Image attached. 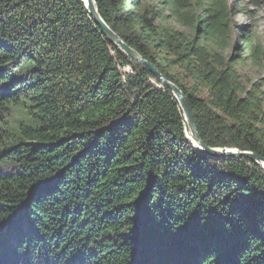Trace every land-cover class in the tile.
<instances>
[{
    "label": "trees",
    "instance_id": "16d2710c",
    "mask_svg": "<svg viewBox=\"0 0 264 264\" xmlns=\"http://www.w3.org/2000/svg\"><path fill=\"white\" fill-rule=\"evenodd\" d=\"M94 3L179 87L204 145L264 158V81L225 53L229 0ZM156 84L82 0H0V264H264L263 168L195 149ZM13 105L35 122L18 134L1 127Z\"/></svg>",
    "mask_w": 264,
    "mask_h": 264
},
{
    "label": "rangeland",
    "instance_id": "374dc122",
    "mask_svg": "<svg viewBox=\"0 0 264 264\" xmlns=\"http://www.w3.org/2000/svg\"><path fill=\"white\" fill-rule=\"evenodd\" d=\"M255 1L256 4H255ZM230 7L233 8L231 32L229 34V46L225 49L226 54H241L244 61L238 65V71L252 81H264V2L262 0H229ZM160 6L159 0H139L137 9L139 11H152ZM153 24H157L154 20ZM248 36L254 45L263 50L261 64H254L249 58V49L246 44ZM238 50L235 51V46ZM245 51V52H244ZM127 71V68L124 69ZM3 127L9 133L18 134L21 124L33 125L35 122L29 115V110L24 105H13L2 122ZM27 264H32V257L26 254ZM14 263V262H13ZM16 264V263H15ZM49 264H53L50 262ZM63 264V263H62Z\"/></svg>",
    "mask_w": 264,
    "mask_h": 264
},
{
    "label": "water",
    "instance_id": "95a60500",
    "mask_svg": "<svg viewBox=\"0 0 264 264\" xmlns=\"http://www.w3.org/2000/svg\"><path fill=\"white\" fill-rule=\"evenodd\" d=\"M85 4V8L87 12L92 17L93 21L96 25L100 28L102 34L106 37V39L113 44L117 49L123 52L127 57L131 60L141 63L142 65L146 66L148 71L154 76L157 81L156 86L158 88H166L170 90L171 94L177 100L179 108L182 111L183 117V126H184V133L186 140L197 150L201 151L202 153L206 154L207 156L218 159L223 157H233V158H248L255 161L258 165H260L264 170V158L258 157L255 154L249 151H240L235 148H220V147H208L204 145L201 141L193 115L185 101L182 91L172 83L170 80L166 79L160 72L156 70V68L146 60L142 59L140 55L131 47H129L116 33H114L108 25L102 20L100 17L94 0H82ZM187 133L191 134V137H187ZM23 212L19 216L14 217L10 222L16 223L23 217ZM8 223L4 225L0 234L7 228ZM131 264H140L139 259H135Z\"/></svg>",
    "mask_w": 264,
    "mask_h": 264
},
{
    "label": "bare ground",
    "instance_id": "6f19581e",
    "mask_svg": "<svg viewBox=\"0 0 264 264\" xmlns=\"http://www.w3.org/2000/svg\"><path fill=\"white\" fill-rule=\"evenodd\" d=\"M187 137L190 138L191 137V134L190 133H187Z\"/></svg>",
    "mask_w": 264,
    "mask_h": 264
},
{
    "label": "built area",
    "instance_id": "2783aa9c",
    "mask_svg": "<svg viewBox=\"0 0 264 264\" xmlns=\"http://www.w3.org/2000/svg\"><path fill=\"white\" fill-rule=\"evenodd\" d=\"M128 70V69H127Z\"/></svg>",
    "mask_w": 264,
    "mask_h": 264
}]
</instances>
